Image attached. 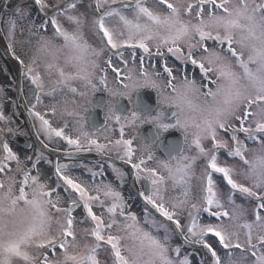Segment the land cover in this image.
I'll use <instances>...</instances> for the list:
<instances>
[{"label": "snow or ice", "instance_id": "1", "mask_svg": "<svg viewBox=\"0 0 264 264\" xmlns=\"http://www.w3.org/2000/svg\"><path fill=\"white\" fill-rule=\"evenodd\" d=\"M94 2L100 15L93 18L91 26L102 34V41H105L110 49L127 46L139 48L150 55L149 42L154 41L157 54L160 48H167L168 54H172L177 60L197 66L203 75L210 72L216 74L215 90L203 94L211 98L204 106L192 102V96L199 94V89L194 81L187 79L182 81V94L172 98L163 97L165 103L175 104L177 99L181 101L179 110L173 113L174 123L162 122L160 114L142 115L135 110H131L130 117H123L127 125H133L139 120L141 123L155 124L164 131L171 127L183 129L186 140L191 136L189 147L195 154L186 155L180 148L170 158L159 160L155 167H149V162L153 160L151 152H148L146 158H136L134 138H124L126 125L121 123V115L117 114L115 104L109 105V118L114 119L119 126V138L111 141V146L99 143L85 130L84 118L78 121L79 126L74 129L78 135L73 138L65 133L64 127H53L49 119L36 110V104H33L29 112L39 122L40 131L48 140L59 138L66 141L77 152L93 148L98 152H123L122 158H126L135 170L137 179L144 174V178L151 185L150 192H142L140 195L160 216L171 221L176 229H181L182 225L177 217L186 208L191 209L190 222L186 227L188 238H194L196 243L208 250L212 264H222V261L216 251L205 242V236L209 233L219 240L224 249L242 250L239 257L229 252L228 259L223 264H246V253H250L253 258L251 264H264V214L255 211L253 222L243 220L245 212L239 205L234 204L231 195L228 202L232 205V212L224 210L221 194L213 179V174H220L231 190L255 198L260 201L258 208H264V191L258 193L254 190H264V0H133L131 19L124 15L121 9L112 7L120 0H111V4L109 0ZM35 3L41 8L47 7L45 0H35ZM106 4L109 6L105 8ZM125 7L129 5L125 4ZM76 9L77 0H69L64 6L65 13L75 12ZM17 11L23 18L24 11ZM60 14L54 13L50 23L54 28V35L63 39V45L57 47L51 40L43 39L41 50L55 58L58 52L67 49L65 65L75 71L66 72L55 63H49L47 68H56L59 74L57 84L67 87L73 94L78 91L71 86L70 82L74 80L83 81L86 88L95 91L97 84L90 78L92 73L89 68L95 70L99 67L91 57H99L102 49L92 48L84 40L82 29L86 21L82 16L66 15L65 18L75 25L69 32L59 21ZM185 16L188 18L185 19ZM9 23L14 28L15 21ZM9 35H12L11 28ZM208 40L226 44V51L230 55L224 56L205 47ZM181 45L187 46V54ZM200 50L206 55L196 58L195 53ZM233 60L235 66L242 71L234 70ZM106 63L110 66L111 58ZM113 71L119 78L120 73L116 69ZM33 72L34 69L29 65L27 74L31 83L39 89L36 94V101L39 103L41 94L51 95V92H44L40 74H32ZM163 72L169 78L167 87L171 89V93H176V87L172 83V69L164 66ZM140 76L144 78L140 87L158 88L153 75L144 70L142 63ZM124 79L130 80L131 76L126 75ZM99 84L105 85V89L112 95H117L107 88L105 76L99 77ZM122 87L128 89L129 85L124 83ZM118 94L128 97V93L124 91ZM79 95L84 96L86 93L81 92ZM52 111L54 113L55 108ZM4 119L0 113V120ZM233 119L238 121V127L232 126ZM246 124L248 126H245ZM221 132L229 133L232 145L223 139ZM238 132L245 133L247 138L252 140L257 139L256 134L261 135L259 155L251 159L246 158L245 152L248 149L238 139ZM82 140L85 143H82ZM205 141L211 142L210 149L203 146ZM144 148L147 151L148 145L145 144ZM219 149H227L229 156L238 157L247 166L240 174L252 182L251 187L239 183L234 178L236 173L233 168L219 163L216 154ZM0 151L3 152L0 156V174L6 170L11 171L8 164L10 161H16V171H21L18 157L6 143L0 146ZM40 158L38 156L37 162ZM201 158L204 160V166L201 174L197 176L195 166ZM70 168L68 164L55 165L57 186L62 182L68 194L69 202L66 207L61 206L62 198L58 194L53 195L56 189H49L40 181L39 175L31 174V169L22 172L18 192L14 175L0 179V264H16L15 258H19L24 264H100L98 250L102 244L108 246L106 251H110L113 264H189L188 257L180 258L179 248L173 249L176 255L174 260L168 255L164 242L138 226L135 214H125L126 204L120 192L103 183L89 188L69 174ZM193 181L199 185L198 203H191ZM169 183L179 190V195L171 202V206L163 195ZM81 205L87 221L92 225L83 230L82 239L78 238L77 221L73 216L74 209ZM93 205L104 208L108 215L107 221L104 216L94 212ZM201 212L217 218L228 217L231 223L228 226L201 224L198 221ZM119 217H123V221ZM113 229L116 234H113ZM122 231H128L139 240V251L122 249L123 237L119 234ZM241 234L244 236L243 242L240 240ZM57 245L63 250V258L59 260H49L43 257L42 253L35 255L31 251L35 249L40 252L46 247L55 248ZM125 251L129 252L130 256L124 255ZM143 256L148 259L143 261Z\"/></svg>", "mask_w": 264, "mask_h": 264}, {"label": "flooded vegetation", "instance_id": "2", "mask_svg": "<svg viewBox=\"0 0 264 264\" xmlns=\"http://www.w3.org/2000/svg\"><path fill=\"white\" fill-rule=\"evenodd\" d=\"M69 0H45L47 7L41 8L35 3V0H0V113L3 114L4 120H0V146L7 144L12 152L18 157L21 171L15 173L16 161H10L9 170L0 174V179L14 175L17 181L16 189L18 192L19 182L22 178V172L31 169L32 175H39L40 181L45 183L49 189H56L53 194L59 195L62 198L61 206L66 207L69 200L68 194L65 191V186L59 182L55 175V165L57 163L68 164L71 166L69 174L73 178H78L85 185L91 186L96 184L111 185L116 191L120 192L126 204L124 209L125 214L133 213L137 218L138 226L142 229L155 228L158 231H164L165 241L171 245V255L176 257L172 246H177L180 251V257L183 256V251H187V255L191 256V264H212L210 259H201L200 250H204L208 254V250L203 245L198 244L195 240L188 238L186 227L190 222L188 208L187 215H179L177 218L182 225L181 229H176L175 225L160 216L151 205H148L140 193H148L151 191V185L141 174V178L137 179L135 170L123 157V152L115 150H105L98 152L94 148L92 150H81L77 152L75 148L68 145L66 141L54 138L48 140L44 133L40 131L39 122L30 114L29 109L33 104H36V110L45 115L49 119L51 125L56 128L64 127L65 133L73 138L78 135L74 129L78 125L81 117L84 118V128L86 131L96 138L99 143L110 145L111 141L119 138V126L114 119H110L109 105L115 104L117 114L121 115V123L125 127V139H133V146L136 149V158L147 157L148 152H151L153 160L149 162V167H155L156 162L162 159H168L174 155L180 148L183 149L184 154L194 155V150L189 147L191 136L185 139V132L179 127H171L166 131L159 129L152 123H141L139 120L133 125H127L124 116L130 117L131 110H135L142 115H156L160 114L161 120L164 123H174L175 117L173 113L176 112L174 106L163 102V97L166 93H171V89L167 87L168 76L163 72V67L167 66L173 71L174 79L172 83L176 85L178 82L185 79L195 82L199 89L197 96L201 102H207L211 98L205 97L203 94L215 90L216 78L208 73L203 75L197 66L190 62L177 60L175 56L167 53V48H160L157 54L155 45H150V55L145 54L139 48L121 47L120 49H110L105 41H102V34L96 32L92 26L91 21L94 17L100 15L95 7L94 0H77V9L75 12H64V6ZM258 2V0H257ZM133 1L120 0L119 3L112 5V7L119 8L123 14L130 19L133 16L132 5ZM111 4V0H109ZM125 4L129 7H125ZM109 5L106 4L105 8ZM17 9L24 11L23 18L20 17ZM103 9H101V12ZM54 13H61L58 19L65 30L71 32L75 25L70 23L65 17L67 14L82 16L85 19V25L82 29L84 40L95 49H102L103 55L99 60V67L95 69L94 83L97 84L95 91L84 86L83 81H71V86L77 88V93L73 94L68 91V88L63 85H58L59 74L56 68L48 69L46 62L49 58L45 51L41 50L43 39H49L57 47L63 45L64 41L61 37L54 35V28L50 23L51 16ZM188 17L185 16V19ZM15 21L14 28L9 23ZM41 25H46L41 27ZM10 28L12 35H9ZM185 46V47H184ZM185 54H187V46L181 45ZM205 47L210 50H215L221 55L228 56L227 45H221L218 42L208 40L205 42ZM63 49L59 52L60 59L51 62L58 67L64 68L66 72H74L75 70L69 68L64 62ZM201 55H206L203 50L195 53L196 58ZM111 58V65L106 63ZM142 67L147 72L153 75L156 80L158 88L144 86L138 88L132 93L131 99L128 97H121L119 92L124 91L122 85L128 83L125 80L126 69L134 68L136 74L140 76V68ZM34 69L35 73H39L43 82L44 92H51V95L41 94L40 102L36 101V94L39 89L31 83L29 74H27L28 66ZM234 65V64H233ZM250 67H254L250 65ZM116 69L120 73L117 78ZM234 69L241 71L234 65ZM159 73V76L156 74ZM106 77V85L112 92L117 95H112L105 89V85L99 84L100 76ZM164 85V91L160 90V85ZM86 93L81 96L79 93ZM118 101V102H117ZM55 108L53 113L52 109ZM73 113L74 115H69ZM91 127H90V126ZM233 127H238V121L233 119ZM248 126V125H247ZM254 127V125H252ZM221 136L228 142L233 144L229 133L221 132ZM238 139L243 142L248 151L245 152L246 158L253 157L254 150L260 148L261 140H246L245 133H237ZM82 143L85 141L82 140ZM145 144L148 145L145 151ZM206 149L212 147L210 141H205L203 145ZM218 161L222 166H228L235 170V179L244 184L251 186V181L241 175L240 173L247 168L246 165L239 160L238 157L228 155L227 149L217 150ZM3 152L0 151V156ZM38 156L41 157L37 162ZM14 162V164H13ZM35 163V167L33 164ZM204 160L201 158L197 161L195 166V173L199 176L203 170ZM95 173V175H93ZM214 183L219 190L221 187L222 193L234 192L243 200H238L247 207H252L246 200H250L255 207L258 208L260 201L255 198H250L246 194L233 191L224 182L220 174H213ZM242 180V182L240 181ZM193 196L191 203H198L199 185L193 181ZM258 193L264 190L254 189ZM95 194V193H93ZM165 201L171 206V202L179 195V190L175 189L169 183L166 190L163 192ZM105 199L104 197H101ZM110 203V201H108ZM236 203V204H237ZM93 210L97 215L104 216L107 221L108 215L104 208L93 205ZM78 214L77 228L84 230L90 228L92 225L86 219V213L82 205L75 208L73 216ZM205 215L206 213H203ZM123 221V217H119ZM115 230V229H114ZM171 231V233H167ZM170 237V238H168ZM136 244V243H135ZM107 248L108 246L105 245ZM237 251L239 249H226ZM242 251V250H241ZM209 258V257H208ZM113 264V259H112Z\"/></svg>", "mask_w": 264, "mask_h": 264}, {"label": "rangeland", "instance_id": "3", "mask_svg": "<svg viewBox=\"0 0 264 264\" xmlns=\"http://www.w3.org/2000/svg\"><path fill=\"white\" fill-rule=\"evenodd\" d=\"M130 1H133V0H130ZM149 43H150V45H155L154 42H149ZM246 57H247V50H245V58ZM233 64L235 65L234 60H233ZM234 70H236V69H234ZM236 71H238V70H236ZM210 73L217 79V76H216L215 73H213V72H210ZM191 80H195V78H192ZM245 126H247V124ZM256 136H257V140H261L262 139L260 134H256ZM246 140L253 141L252 139L247 138V136H246ZM13 164H14V162H13ZM16 169L17 168L15 166V173L17 172ZM0 177H1V175H0ZM240 181L242 182V180H240ZM247 181H249V179H247ZM220 190L222 191L221 187L219 188V191ZM220 194H221L222 203L224 205V210L228 211L229 213L232 212V205L229 204V202H228V197H229V195H231L232 201L234 202V204L235 205H239L245 212L243 220H246V221H248L250 223L253 222L254 221V212L255 211H260L262 214H264V208H262V210L261 209H255L253 204H251L252 202L250 200H246L245 199V202H248L252 207H247L245 205H242L241 203H237L238 200H240V198H241V197H238L237 193H234V192L222 193V192H220ZM241 200H243V199L241 198ZM186 210H188V208H186L182 212V214H181L182 217H183V215H187L186 214ZM213 210L215 211V209H213ZM77 217H78V214L75 216L76 220H78ZM198 221L201 224H214V225L215 224H223L225 226H228L231 223V221L229 220L228 217L217 218V217L209 216L207 213L205 215H203L202 212L200 213V215L198 217ZM142 230L144 232H148L149 235L155 237L156 239L164 242L166 244L167 248H168V255L170 257H172L174 260L176 259V257L171 255V251H170L171 245H169V242L165 241L166 233L164 231H158L155 228L142 229ZM168 232L171 233V231H167V233ZM241 233H243V230H241ZM113 234H116V231L114 229H113ZM119 234L123 237V239L121 240L122 249L123 248H128V249H133L135 251H139L140 242H139V240L136 237L131 235L128 231H122ZM78 238H81V239L83 238V229L82 230L78 229ZM168 238H170V237H168ZM88 239L91 240L90 237ZM190 239L194 240V238H190ZM240 240H241V242H243V240H244L243 234H241ZM205 242L208 243L209 246L214 251H216L217 256L220 257V259L222 261V264H223L224 261H226L228 259V253L229 252H231L233 254V256H235V257H239L240 256L241 249H239L237 251L224 249L220 245L219 240L215 236L210 234V233L205 236ZM172 247H173V249H176L177 246H172ZM106 249H107V247L102 244V247L98 250V259L100 260V264H112V257L110 255V251H106ZM31 251L35 255H41V253H42L43 257H47L49 260H59V259L63 258V256H62V251L63 250L60 249L58 245L55 248L46 247V248L40 250V252H37L35 249H31ZM123 254L126 255V256H130V253L126 252V251L123 252ZM185 256L188 257L189 264H191V261H190L191 260V256L187 255V251H183V256L180 257V258H183ZM199 256H200L201 259H210V261L212 260L211 254L210 253L206 254V252L204 250H202V251L200 250ZM246 256H247L246 264H251V261H252L253 258L251 257L250 253H246ZM15 259H16V264H24V262L22 260H20L19 258H15ZM147 259H148L147 256H143L142 257L143 261H146Z\"/></svg>", "mask_w": 264, "mask_h": 264}, {"label": "clouds", "instance_id": "4", "mask_svg": "<svg viewBox=\"0 0 264 264\" xmlns=\"http://www.w3.org/2000/svg\"><path fill=\"white\" fill-rule=\"evenodd\" d=\"M67 54H68V50L66 49V51L64 52V55L66 56ZM46 55L49 58L48 60H46V62H48V63H51V62H54V61L60 59L59 52L56 54V57L55 58H53V56L50 55L48 52H46ZM102 55H103V50H102L101 55L99 57H91V59H95L97 65L99 66V60L101 59ZM89 71L92 73V75H91L90 78L92 80H94L95 79V76H96L95 70H92L91 68H89ZM126 75H130L131 76V79L128 80V83H127L129 85V88L128 89H124V92H127L128 93V98H131L132 93L134 91H136L138 88H140V85L143 83L144 78L141 77V76H138L136 74V71H135L134 68H132V69H126ZM159 87H160V90L163 92L164 91V85L161 84ZM175 87H176V93H166L164 95V97L172 98V97H176L179 94H182L183 93L184 89L182 87V81L178 82L175 85ZM192 102L194 104H198V105H201V106H204L206 103H208V101L207 102H201L200 98L197 95L192 96ZM168 104L174 106L175 109L178 111L179 110L178 106L181 104V101L179 99H177V101H176L175 104H171V103H168ZM186 114H190V113H187L186 112ZM81 118H83V117H81ZM189 131H191V130H189ZM259 154H260L259 153V150H256V151L253 152V156L259 155Z\"/></svg>", "mask_w": 264, "mask_h": 264}]
</instances>
